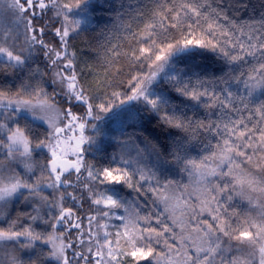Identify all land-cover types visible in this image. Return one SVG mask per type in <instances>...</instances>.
I'll list each match as a JSON object with an SVG mask.
<instances>
[{"label": "snow or ice", "instance_id": "6c2138e0", "mask_svg": "<svg viewBox=\"0 0 264 264\" xmlns=\"http://www.w3.org/2000/svg\"><path fill=\"white\" fill-rule=\"evenodd\" d=\"M6 2L18 24L0 31V264H264V102L249 99L264 87V14L117 0L93 29L91 0ZM201 50L220 75L179 67ZM136 102L139 132L97 159L100 114ZM153 119L169 143L143 135ZM151 156L191 182L161 181Z\"/></svg>", "mask_w": 264, "mask_h": 264}, {"label": "trees", "instance_id": "16d2710c", "mask_svg": "<svg viewBox=\"0 0 264 264\" xmlns=\"http://www.w3.org/2000/svg\"><path fill=\"white\" fill-rule=\"evenodd\" d=\"M227 2H230V0H226V3ZM91 3L95 5V11H92L91 8L89 9L88 15L91 17V23L89 25H85V27L93 29L102 28L105 25L110 27L113 22L112 18L115 16V12L109 7V5L117 4V0H91ZM248 3V9L242 13V20L249 21L252 18L259 19V17L264 14V0H248ZM17 24L18 23L11 22V30H15L17 28ZM93 35H95V33H93ZM113 43H121L119 34H117L116 38L113 39ZM81 47H83V44H81ZM186 64L200 65L206 71L217 75L221 74L220 69L223 67V61L220 57L217 54L208 51H203L202 55L197 54L194 60H188L180 63L179 67H185ZM7 81L8 83H13L11 77H8ZM232 90L238 92L241 96L247 95V91L245 90L243 84H233ZM249 99L253 104L264 102V87L257 88ZM142 107L143 105L138 102L135 103V107L132 103H129L120 108L114 109L112 112L100 114L102 119L96 121V123L100 129L98 143L102 150L95 153L97 159L108 160L113 155H118L121 150V143L128 139L129 134H132L134 131L139 132L142 123L141 117L144 116L145 113H137L136 109ZM200 115H204V111L202 109L200 110ZM143 123L147 126V130L143 133V135L147 136L153 143L158 145L169 143L171 137L176 134L175 130L161 128L155 119L151 121H144ZM137 143L140 147H144L142 138L137 139ZM213 143H215L214 139ZM202 147L203 145L194 142L190 149L191 156L199 158L200 156L207 154V150H204L203 152L201 151ZM131 151L132 155H135V149H132ZM147 160L148 159H146V161ZM147 162L146 165L153 168L158 177L162 174L161 179L163 178V175H168L166 180H172L174 178V173L181 170L180 167L171 162L170 158L167 163L159 161V163L163 165V172L165 173H160V170H156L153 165V161L151 162V160H148ZM169 164L170 166L168 168L166 165ZM163 181H165V179ZM244 207H246V204H241V208ZM43 227V225H40L39 229H43ZM176 231H179V229L177 228Z\"/></svg>", "mask_w": 264, "mask_h": 264}, {"label": "rangeland", "instance_id": "374dc122", "mask_svg": "<svg viewBox=\"0 0 264 264\" xmlns=\"http://www.w3.org/2000/svg\"><path fill=\"white\" fill-rule=\"evenodd\" d=\"M11 22L18 23L17 17L14 11L10 7H8L6 0H0V31H5V30L11 31ZM0 59H3V57H0ZM147 159L151 160V162L153 161V165L156 168V170L158 171L160 170V173H165L163 172V168H164L163 165L159 163V161L155 156L148 157ZM147 161L145 160L144 163H146ZM166 166L169 168L170 164ZM161 175L162 174H160L159 176L160 179H161ZM173 177L174 178L172 180L179 181L182 184H188L191 182L187 173L183 172L182 170L175 172ZM167 178L168 175H163L161 181H163L164 179L166 180Z\"/></svg>", "mask_w": 264, "mask_h": 264}]
</instances>
